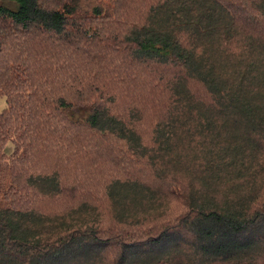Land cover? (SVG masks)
I'll list each match as a JSON object with an SVG mask.
<instances>
[{
  "label": "trees",
  "instance_id": "16d2710c",
  "mask_svg": "<svg viewBox=\"0 0 264 264\" xmlns=\"http://www.w3.org/2000/svg\"><path fill=\"white\" fill-rule=\"evenodd\" d=\"M4 1L0 264H264V0Z\"/></svg>",
  "mask_w": 264,
  "mask_h": 264
},
{
  "label": "rangeland",
  "instance_id": "374dc122",
  "mask_svg": "<svg viewBox=\"0 0 264 264\" xmlns=\"http://www.w3.org/2000/svg\"><path fill=\"white\" fill-rule=\"evenodd\" d=\"M0 4H7V5H9V6L12 5L13 8H16V7H17V4H14V5H13V4H10L9 2L4 1V0H0ZM3 102H4L3 100L0 101V108H1L2 105H3ZM151 109H152V108H149L150 111H151ZM150 111H148V113H150ZM82 114H83V111L76 112V113H75V116L81 117Z\"/></svg>",
  "mask_w": 264,
  "mask_h": 264
}]
</instances>
